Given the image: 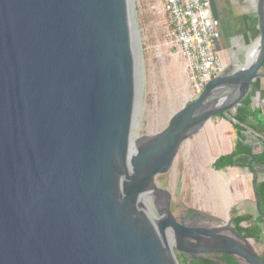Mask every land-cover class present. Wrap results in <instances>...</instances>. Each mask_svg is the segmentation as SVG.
<instances>
[{
	"label": "water",
	"instance_id": "1",
	"mask_svg": "<svg viewBox=\"0 0 264 264\" xmlns=\"http://www.w3.org/2000/svg\"><path fill=\"white\" fill-rule=\"evenodd\" d=\"M255 12L250 59L209 80L159 132L134 136L133 1L0 0V264H179L176 251L264 264L231 218H176L156 181L264 76V0Z\"/></svg>",
	"mask_w": 264,
	"mask_h": 264
},
{
	"label": "rangeland",
	"instance_id": "2",
	"mask_svg": "<svg viewBox=\"0 0 264 264\" xmlns=\"http://www.w3.org/2000/svg\"><path fill=\"white\" fill-rule=\"evenodd\" d=\"M132 1L141 46L138 53L139 99L132 132L134 136L152 135L165 127L170 115L191 99L188 97L189 88L185 81L183 58L164 40V17L152 12L149 7L152 0ZM258 35V31L254 29L251 34L238 37V46L224 55L225 71H233L244 64L247 48ZM199 135L197 134L201 138L200 144L194 146V136L190 137L183 144L170 170L157 176L156 181L160 187L170 192L171 211L176 218L183 219V213L192 209L197 210L200 215L216 217L204 218L199 224L223 225L229 218L232 219L231 208L224 206L222 213L217 212L212 200L218 176H225V171L229 172L230 169L214 168V154L209 153V132L206 131L204 136L200 132ZM237 171L243 173V169ZM223 191L227 194L225 187ZM241 203L238 202L232 208L237 214L245 215L246 210ZM251 212L254 215L258 213ZM241 225L245 226L247 223L242 222ZM249 240L257 250L258 241L252 238ZM176 255L179 264H185L181 253L176 251ZM184 256L188 262L191 261L190 256ZM220 256L210 254L209 257L218 260L220 264H226Z\"/></svg>",
	"mask_w": 264,
	"mask_h": 264
},
{
	"label": "crops",
	"instance_id": "3",
	"mask_svg": "<svg viewBox=\"0 0 264 264\" xmlns=\"http://www.w3.org/2000/svg\"><path fill=\"white\" fill-rule=\"evenodd\" d=\"M215 3L218 12L225 19L237 22L242 35L251 34V30L257 28L256 0H215ZM261 71L264 73V66ZM237 113H241L243 122L238 123L232 119ZM230 115H216L200 131L203 136L206 131L209 132V153L214 154V160L220 155L229 154L238 143L250 149L251 153L264 152V76L254 80L246 98L236 108L235 113ZM193 138L194 146L200 144V137L194 135ZM233 161L234 166L224 168L230 171H225V176H218L212 201L216 211L220 213L224 206L232 209L238 202H242L246 214L251 215L253 223L261 228L256 251L260 257H264V216L257 209L253 182L264 180V162H251L249 153L237 154ZM237 169H243V173ZM224 187L227 194L223 191ZM251 211L258 213L254 215Z\"/></svg>",
	"mask_w": 264,
	"mask_h": 264
},
{
	"label": "built area",
	"instance_id": "4",
	"mask_svg": "<svg viewBox=\"0 0 264 264\" xmlns=\"http://www.w3.org/2000/svg\"><path fill=\"white\" fill-rule=\"evenodd\" d=\"M149 7L164 17L165 43L183 58L188 97L195 99L222 70L215 52L218 33L211 0H152Z\"/></svg>",
	"mask_w": 264,
	"mask_h": 264
},
{
	"label": "trees",
	"instance_id": "5",
	"mask_svg": "<svg viewBox=\"0 0 264 264\" xmlns=\"http://www.w3.org/2000/svg\"><path fill=\"white\" fill-rule=\"evenodd\" d=\"M263 66H264V62H263ZM217 116H222V114H219ZM232 119H234L238 123L243 122L241 113L235 114L232 117ZM240 153H249L251 157V162L259 163V164L264 162V152H261L259 154L251 153L250 149L243 146L241 143H238L234 148V150H232L229 154L220 155L215 160L214 168L217 170H221L228 166H234L235 163L233 161V158L234 156ZM253 182H254V194L257 199V209L259 213L264 216V180L259 182L253 180ZM231 214H232V222H233L232 226L234 227V229H236L243 237L252 238L258 241L261 235V228L258 224L253 223L252 216L249 214L239 215L235 212L234 208L231 209ZM242 222H246L247 225L245 226L241 225ZM181 255L183 256V261L185 264H214L210 258L208 259L191 258V261L188 262V259L185 258L183 254ZM219 255H221L220 259L222 257V259L225 261L226 264H242L230 255L227 254H219ZM176 257L178 259L177 255ZM261 258L264 260V257Z\"/></svg>",
	"mask_w": 264,
	"mask_h": 264
},
{
	"label": "flooded vegetation",
	"instance_id": "6",
	"mask_svg": "<svg viewBox=\"0 0 264 264\" xmlns=\"http://www.w3.org/2000/svg\"><path fill=\"white\" fill-rule=\"evenodd\" d=\"M211 10L213 16L216 20V28H217V39L215 42V52L216 55L221 63L222 70L221 72L225 71V64H224V55L229 53L230 50H234L235 47L238 46V37L244 36L240 33V30L237 26V22L232 21L230 19H225L223 14H220L217 9V5L215 0H211ZM257 17V16H256ZM258 31V28H256ZM257 40V39H256ZM255 40V41H256ZM228 70V69H227ZM200 213L197 210H188L183 213V219L185 221H191L195 219ZM210 254L201 256V257H193L196 259H208ZM214 264H220V262L214 258H210Z\"/></svg>",
	"mask_w": 264,
	"mask_h": 264
},
{
	"label": "bare ground",
	"instance_id": "7",
	"mask_svg": "<svg viewBox=\"0 0 264 264\" xmlns=\"http://www.w3.org/2000/svg\"><path fill=\"white\" fill-rule=\"evenodd\" d=\"M255 46H256V41H254V42L252 43V45H250V46L247 48V52H246V57H247V59H250L251 55H252L253 52H254Z\"/></svg>",
	"mask_w": 264,
	"mask_h": 264
}]
</instances>
